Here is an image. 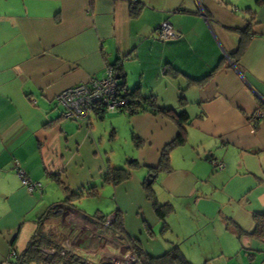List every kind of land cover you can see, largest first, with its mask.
I'll list each match as a JSON object with an SVG mask.
<instances>
[{
  "label": "crops",
  "instance_id": "0c3cea01",
  "mask_svg": "<svg viewBox=\"0 0 264 264\" xmlns=\"http://www.w3.org/2000/svg\"><path fill=\"white\" fill-rule=\"evenodd\" d=\"M248 8L252 31L235 63ZM166 21L176 38L155 37ZM114 63L126 88L189 117L171 170L152 181L157 202L173 206L165 232L143 182L177 123L147 109L96 112L86 124L57 104L62 90ZM263 110L264 1L0 0V264L36 232L90 262L122 256L136 240L153 257L177 244L193 264H264V237L234 227L251 232L253 214L264 213V116L253 121ZM108 165L131 166L130 177L104 182ZM19 170L37 185L32 191ZM68 192L81 195L66 202ZM103 196L109 213L89 199ZM115 212L122 233L104 221ZM206 227L220 239L217 253L203 246ZM190 231L205 233L203 243L188 242Z\"/></svg>",
  "mask_w": 264,
  "mask_h": 264
},
{
  "label": "trees",
  "instance_id": "16d2710c",
  "mask_svg": "<svg viewBox=\"0 0 264 264\" xmlns=\"http://www.w3.org/2000/svg\"><path fill=\"white\" fill-rule=\"evenodd\" d=\"M264 0H256L257 3H261ZM136 6V5H135ZM137 7V6H136ZM138 8V7H137ZM250 13V17L247 20V25L244 29L239 30L240 40L238 43V47L236 51L230 55V59L233 62H237L243 53L249 37L252 31V21H253V12L250 8H248ZM137 12L133 10V13ZM222 63V62H221ZM220 63V64H221ZM115 70V77L118 80L119 89L124 90V96L128 97V102L124 108H121V111L126 112L127 114H134L139 111L144 110H152L154 112H159L171 117L178 125V133L174 137L173 140L168 142L161 151L160 161L156 167H150L148 172L149 174H154V177L157 176L160 172H169L171 170L170 164V152L184 144L186 142V128L185 124L188 122L189 117L187 112H176L173 109L163 108L157 104V100L152 95H142L138 88L130 90L126 88L125 85V75L122 71V68L117 65V63L113 64ZM217 69L213 68L208 74L203 77L192 79V83H203L206 81L212 74L213 71ZM103 114V113H102ZM133 141L135 145L140 144V140L137 137H133ZM208 160H213L212 157H208ZM132 166L136 165V162L133 161ZM130 168L127 167H111L108 165L106 172L103 176V181L106 183H110L116 185L130 177ZM153 182L151 184L147 183V181L143 182V188L146 191L148 199L151 200L154 211L156 215L163 222V231L167 230L166 216L173 210V206L169 202L158 203L155 197V192L153 190ZM89 193V192H88ZM91 193V192H90ZM96 194V192H92V195ZM81 195L80 192L72 193L68 192L65 201L72 199V197H79ZM105 216L104 221H106ZM254 228L251 232H245L243 229L238 227V225L234 224L236 233L241 236L245 233L254 235L259 238L264 237V213H254L253 214ZM230 224V221L227 222ZM114 229L119 230L122 233V220L119 213L115 212L113 221L109 224ZM131 244V243H130ZM54 249L53 253H48L45 250ZM131 249L136 254L138 259L137 263H129V264H193L191 263L186 256L182 253L181 249L177 244H173L170 249H168L164 254L153 257L146 254L139 246V244L134 240V243L131 244ZM13 250L16 255L12 257H8V261L12 264H118L112 261H99V262H90L86 258L69 251L66 246L51 243L50 240H46L44 236L40 232L34 233L30 241L28 242L26 248L20 252H17L15 249ZM64 251L61 253V251Z\"/></svg>",
  "mask_w": 264,
  "mask_h": 264
},
{
  "label": "built area",
  "instance_id": "2783aa9c",
  "mask_svg": "<svg viewBox=\"0 0 264 264\" xmlns=\"http://www.w3.org/2000/svg\"><path fill=\"white\" fill-rule=\"evenodd\" d=\"M155 37L159 39H173L177 37L176 31L169 22H163L154 32ZM125 91L120 90L118 80L115 77V70L112 65H107L105 74L102 77H94L87 82H83L74 86H70L62 90L57 96V104L61 108L63 116L73 118L78 121L89 124L91 114L106 113L118 111L126 106L128 97L124 96ZM264 116L263 111H257L254 114L253 121ZM216 170H221L224 165L222 162L212 160ZM22 184L26 185L28 190L32 191L37 185L30 182L24 175L22 170H19ZM114 215V214H113ZM113 215L106 218V225L113 220ZM48 253H53L54 249L45 250ZM64 251L62 250L61 253ZM16 253L11 250L9 257L15 256ZM118 264L137 263L138 259L133 250H129L122 256L114 257L111 260ZM3 264H12L7 259Z\"/></svg>",
  "mask_w": 264,
  "mask_h": 264
},
{
  "label": "rangeland",
  "instance_id": "374dc122",
  "mask_svg": "<svg viewBox=\"0 0 264 264\" xmlns=\"http://www.w3.org/2000/svg\"><path fill=\"white\" fill-rule=\"evenodd\" d=\"M89 199H94V201L96 203H101L102 202V205H103L102 207L104 209H106V211H108V213H109L110 210L109 209L107 210V206H106L107 204H105V202H108V200L105 198V196L98 197V198L93 197V198H89ZM86 200L87 199H80L78 202H79V204H84L86 202ZM109 206H110V204H109ZM95 207H97V206H94V209H95ZM106 211H104V212H106ZM207 228L208 227H206V233H208L207 239L209 240V245L208 244H205L203 246H204V248H209L210 251H214L215 253H217L219 251V240L220 239L217 240V237H215L213 228L210 231L207 230ZM189 233H191L190 236H192V237L189 238V241L188 242H192L194 244H198L199 242L200 243H203V241H204L203 237L205 236V233L202 234L200 232H197L195 234V232H193V231H190ZM187 240H188L187 239V236H185V238H184V235H182V234H180V236H178V243H180L181 245H183L184 243H186ZM194 261L197 262V263H200V262L204 261V258L203 257L202 258L200 257V258L195 259Z\"/></svg>",
  "mask_w": 264,
  "mask_h": 264
},
{
  "label": "water",
  "instance_id": "95a60500",
  "mask_svg": "<svg viewBox=\"0 0 264 264\" xmlns=\"http://www.w3.org/2000/svg\"><path fill=\"white\" fill-rule=\"evenodd\" d=\"M154 179V174L150 173L147 177H146V181L147 183L151 184L152 181Z\"/></svg>",
  "mask_w": 264,
  "mask_h": 264
}]
</instances>
